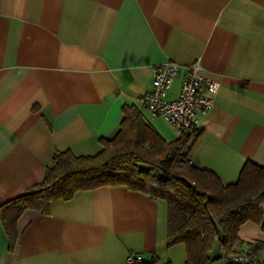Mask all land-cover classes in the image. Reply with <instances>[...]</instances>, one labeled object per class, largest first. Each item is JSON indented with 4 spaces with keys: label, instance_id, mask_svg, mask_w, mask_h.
Segmentation results:
<instances>
[{
    "label": "crops",
    "instance_id": "crops-1",
    "mask_svg": "<svg viewBox=\"0 0 264 264\" xmlns=\"http://www.w3.org/2000/svg\"><path fill=\"white\" fill-rule=\"evenodd\" d=\"M196 60L218 91L188 158L228 186L246 162L264 168V0H0V205L39 184L56 152L96 155L124 106L178 140L138 98L156 67ZM19 231L9 251L0 225V264H186L184 245L167 246L166 204L123 187L52 201ZM239 240L264 242V229L247 222Z\"/></svg>",
    "mask_w": 264,
    "mask_h": 264
},
{
    "label": "trees",
    "instance_id": "trees-1",
    "mask_svg": "<svg viewBox=\"0 0 264 264\" xmlns=\"http://www.w3.org/2000/svg\"><path fill=\"white\" fill-rule=\"evenodd\" d=\"M113 138H101L94 156L56 152L43 180L23 195L0 205V225L14 251L19 221L27 213L48 214L50 203L68 201L78 192L123 187L163 201L167 207V246L182 244L186 264H213L242 250L264 252L257 240L234 250L247 222L264 229V168L246 162L237 181L224 186L212 172L193 167L189 153L195 138L181 136L167 143L134 106L122 108ZM220 250L221 255H215ZM261 260V259H260ZM156 259L137 264H153ZM264 264V261H262Z\"/></svg>",
    "mask_w": 264,
    "mask_h": 264
},
{
    "label": "built area",
    "instance_id": "built-area-1",
    "mask_svg": "<svg viewBox=\"0 0 264 264\" xmlns=\"http://www.w3.org/2000/svg\"><path fill=\"white\" fill-rule=\"evenodd\" d=\"M177 78H180V88L176 97L170 99ZM217 91L218 83L203 75L200 60L188 65L168 62L154 69L150 89L138 98V103L153 119H162L176 128L179 137L195 138L199 131V116L205 115L213 107ZM142 261L144 258L141 255H130L127 258L129 264ZM228 262L262 264L257 254L246 250L230 254ZM153 264L158 262L154 261Z\"/></svg>",
    "mask_w": 264,
    "mask_h": 264
},
{
    "label": "rangeland",
    "instance_id": "rangeland-1",
    "mask_svg": "<svg viewBox=\"0 0 264 264\" xmlns=\"http://www.w3.org/2000/svg\"><path fill=\"white\" fill-rule=\"evenodd\" d=\"M260 259L264 261V252H260Z\"/></svg>",
    "mask_w": 264,
    "mask_h": 264
}]
</instances>
